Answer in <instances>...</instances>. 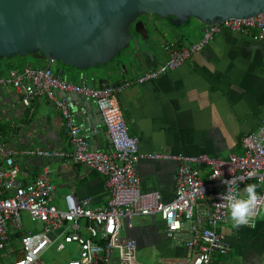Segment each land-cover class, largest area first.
<instances>
[{"label": "crops", "instance_id": "0c3cea01", "mask_svg": "<svg viewBox=\"0 0 264 264\" xmlns=\"http://www.w3.org/2000/svg\"><path fill=\"white\" fill-rule=\"evenodd\" d=\"M138 21L140 30L134 26L129 30L136 42L120 52L121 58L103 66L116 70L111 80L123 77L120 65L127 70L124 81L131 83L121 89L117 100L128 133L137 138L138 152L186 156L205 154L224 159L230 154L240 153L241 137L255 132L264 123V42L252 35L223 29L179 66L138 83L135 79L142 72L167 59L164 45L188 46L200 38L204 26L196 20L189 22L184 29H177L155 16L138 17ZM26 58L0 60V74L5 75L9 69L46 65L41 57H30L34 63ZM58 68L61 69V78L79 84L81 71L52 61L49 69L54 72ZM87 75H91L90 70ZM55 95L67 99L73 120L88 141V147L109 151V140L97 112H87L78 94L57 91ZM67 139L59 111L44 96H34L28 105H22L17 91L11 86H0V142L14 149L12 157L18 166V180L32 181L45 172L54 187L49 199L52 204L62 206L63 195L71 194L77 198L87 197L92 207L102 208L107 191L101 175L81 163L46 159L33 153L40 149H66ZM177 165L176 160L170 159H139L135 169L141 190L158 191L162 201L172 199ZM206 171L196 168L201 177ZM256 186L257 191L261 185ZM37 223L38 231L34 233L41 230V224ZM21 227L22 222L20 230L9 229L6 244L10 245L11 252L5 255L1 252L3 249L0 251L2 264L20 255V235L30 232L21 230ZM162 229L158 213L133 216L131 226L122 230L121 239L132 238L136 242V259L141 264H145L143 261L195 264L192 262L194 254L186 250L180 240H168ZM217 230L223 233L230 246L222 255L223 264H264V207H260L253 216L252 224L239 227L227 211L224 223ZM65 231L62 228L51 232L50 243L39 254L36 264H41V256L51 250L57 255L67 250L68 255L55 257L50 264H66L68 259L75 258V243H67L60 251L54 247V242ZM81 233L86 235L83 230ZM13 238H17L16 247L11 246Z\"/></svg>", "mask_w": 264, "mask_h": 264}, {"label": "built area", "instance_id": "2783aa9c", "mask_svg": "<svg viewBox=\"0 0 264 264\" xmlns=\"http://www.w3.org/2000/svg\"><path fill=\"white\" fill-rule=\"evenodd\" d=\"M223 29L252 35L264 42V11L250 17L204 24L200 38L188 46L164 45L167 59L142 72L135 82L153 79L179 66ZM130 83L124 81L114 87L101 88L74 84L56 76L49 68L34 66L9 69L5 75L0 74V86H11L17 91L22 105H28L34 96H44L59 111L68 135V146L66 149L36 150L34 155L81 163L104 178L107 191L102 208L92 207L87 197L77 198L71 194L63 195L62 206L52 204L49 199L54 187L45 172L32 181L18 180V166L12 157L14 149L0 142V251L8 242L9 229L20 230V211H24L30 221L41 224L38 233L20 235V255L4 264H36L37 257L50 243L51 232L62 228L66 231L54 242L55 249L60 251L71 242L77 246L75 258L68 259L66 264L73 260L78 264H141L136 259V242L132 238L121 239V232L131 226L133 216L155 213L160 216L164 236L168 240H180L182 246L194 254L192 262L221 264L215 256L229 249L223 233L217 230L228 211L227 202L221 199L228 194L225 181H230L232 192L242 190L248 182L261 185L257 190L262 197L258 209L264 207V123L255 132L241 137L240 153L230 154L225 159L205 154H141L137 138L127 131L117 100L121 89ZM57 91L73 92L95 104L109 140V151L88 147V141L73 120L67 99L56 97ZM142 158L177 161L172 199L162 201L158 191L141 190L135 168ZM196 168L207 169L205 176H199Z\"/></svg>", "mask_w": 264, "mask_h": 264}, {"label": "water", "instance_id": "95a60500", "mask_svg": "<svg viewBox=\"0 0 264 264\" xmlns=\"http://www.w3.org/2000/svg\"><path fill=\"white\" fill-rule=\"evenodd\" d=\"M262 11L264 0H0V60L39 56L44 68L56 61L81 71L79 84L114 87L127 70L120 65L123 77L111 80L116 70L103 66L136 42L129 30H140L139 15L178 28L191 18L212 24ZM54 73L61 77V69ZM79 96L87 112L99 115L91 100Z\"/></svg>", "mask_w": 264, "mask_h": 264}, {"label": "clouds", "instance_id": "9594fccd", "mask_svg": "<svg viewBox=\"0 0 264 264\" xmlns=\"http://www.w3.org/2000/svg\"><path fill=\"white\" fill-rule=\"evenodd\" d=\"M227 184L228 194L222 195L221 199L227 202V209L231 220L237 227L247 226L256 214L262 197L256 191L255 184H248L242 190L232 192L230 181ZM71 264H78V261H71Z\"/></svg>", "mask_w": 264, "mask_h": 264}, {"label": "rangeland", "instance_id": "374dc122", "mask_svg": "<svg viewBox=\"0 0 264 264\" xmlns=\"http://www.w3.org/2000/svg\"><path fill=\"white\" fill-rule=\"evenodd\" d=\"M138 17H145V15H139ZM196 20H194V19H189V21H188V23L189 22H195ZM188 23L187 24H184L183 26H180V27H178L179 29L180 28H182V29H184L185 27H187V25H188ZM177 28V29H178ZM27 58V60L30 62V63H34V60L32 59V58H30L31 56H26ZM118 57L119 58H121V56H120V54L118 55ZM19 217H20V219H21V222H22V227H21V230H23V231H30L31 233H34V232H36V231H38V226H39V224L37 223V222H33V221H29L28 220V218H27V215L23 212V211H20L19 212ZM11 232H13V229H11ZM12 247H16V244L18 245V241H17V238H13V240H12ZM5 248H3V250L1 251L3 254H10V252H11V247H10V245L9 244H6L5 246H4ZM137 252V251H136ZM65 255H68V253H67V250H65L62 254H59V255H57V254H55V252L54 251H49V253H47L46 255H44V256H41V258L39 259V261L41 262V264H50L51 263V260L52 259H55V257H62V256H65ZM137 257H138V252H137ZM12 256H10L9 257V259L11 258ZM215 258L221 263V264H223V261H224V257L222 256V255H218V256H215ZM6 260V259H5ZM4 260V261H5ZM6 262V261H5ZM143 263H145V264H152V263H150V262H144L143 261Z\"/></svg>", "mask_w": 264, "mask_h": 264}, {"label": "trees", "instance_id": "16d2710c", "mask_svg": "<svg viewBox=\"0 0 264 264\" xmlns=\"http://www.w3.org/2000/svg\"><path fill=\"white\" fill-rule=\"evenodd\" d=\"M156 17V16H155ZM26 56H31V55H25L23 57H26ZM32 57V56H31ZM12 58H22V57H19V56H14V57H11L9 59H12ZM40 57L39 56H36V59H39ZM41 59V58H40Z\"/></svg>", "mask_w": 264, "mask_h": 264}, {"label": "flooded vegetation", "instance_id": "af4514ba", "mask_svg": "<svg viewBox=\"0 0 264 264\" xmlns=\"http://www.w3.org/2000/svg\"><path fill=\"white\" fill-rule=\"evenodd\" d=\"M227 243H228V242H227ZM228 245H229V243H228ZM229 249H230V246H229ZM229 249H228V250H229Z\"/></svg>", "mask_w": 264, "mask_h": 264}]
</instances>
